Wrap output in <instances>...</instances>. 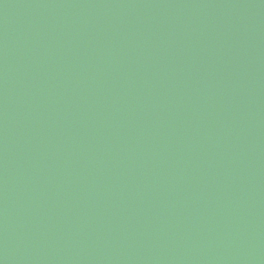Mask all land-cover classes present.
Here are the masks:
<instances>
[{
    "label": "water",
    "instance_id": "1",
    "mask_svg": "<svg viewBox=\"0 0 264 264\" xmlns=\"http://www.w3.org/2000/svg\"><path fill=\"white\" fill-rule=\"evenodd\" d=\"M0 264H264V0H0Z\"/></svg>",
    "mask_w": 264,
    "mask_h": 264
}]
</instances>
